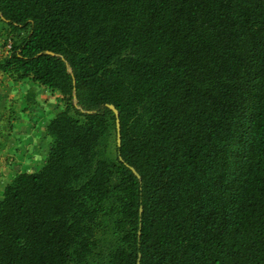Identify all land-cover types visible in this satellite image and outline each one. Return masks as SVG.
<instances>
[{
    "label": "trees",
    "instance_id": "trees-1",
    "mask_svg": "<svg viewBox=\"0 0 264 264\" xmlns=\"http://www.w3.org/2000/svg\"><path fill=\"white\" fill-rule=\"evenodd\" d=\"M0 22V72L64 101L0 200V264H264V0H0Z\"/></svg>",
    "mask_w": 264,
    "mask_h": 264
},
{
    "label": "rangeland",
    "instance_id": "rangeland-1",
    "mask_svg": "<svg viewBox=\"0 0 264 264\" xmlns=\"http://www.w3.org/2000/svg\"><path fill=\"white\" fill-rule=\"evenodd\" d=\"M8 37V26L0 22V58L10 50L4 45ZM63 109L59 92L0 72V200L16 176L44 167L53 145L47 126Z\"/></svg>",
    "mask_w": 264,
    "mask_h": 264
},
{
    "label": "water",
    "instance_id": "water-1",
    "mask_svg": "<svg viewBox=\"0 0 264 264\" xmlns=\"http://www.w3.org/2000/svg\"><path fill=\"white\" fill-rule=\"evenodd\" d=\"M47 55H50V56H55L54 53L52 52H46ZM74 99H75V102H76V95H74ZM80 108V107H78ZM108 108L115 114V117H116V124H117V144L118 146L120 147L121 146V129H120V116H119V112L118 110L115 108V106L113 105H108ZM133 173L140 179V176L139 174L136 172V170L132 167H129ZM140 263V259L138 260V264Z\"/></svg>",
    "mask_w": 264,
    "mask_h": 264
},
{
    "label": "built area",
    "instance_id": "built-area-1",
    "mask_svg": "<svg viewBox=\"0 0 264 264\" xmlns=\"http://www.w3.org/2000/svg\"><path fill=\"white\" fill-rule=\"evenodd\" d=\"M9 47V49L11 48V44L8 46Z\"/></svg>",
    "mask_w": 264,
    "mask_h": 264
}]
</instances>
